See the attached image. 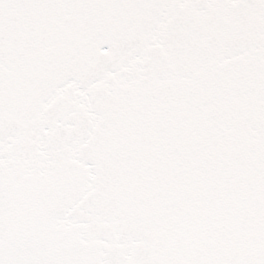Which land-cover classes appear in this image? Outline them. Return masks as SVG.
I'll return each mask as SVG.
<instances>
[{
	"label": "snow or ice",
	"instance_id": "6c2138e0",
	"mask_svg": "<svg viewBox=\"0 0 264 264\" xmlns=\"http://www.w3.org/2000/svg\"><path fill=\"white\" fill-rule=\"evenodd\" d=\"M0 264H264V0H0Z\"/></svg>",
	"mask_w": 264,
	"mask_h": 264
}]
</instances>
